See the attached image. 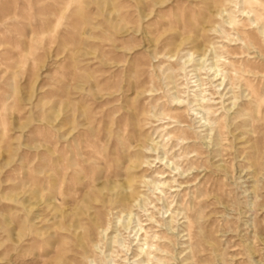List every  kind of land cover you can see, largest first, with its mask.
Here are the masks:
<instances>
[{
  "label": "rangeland",
  "instance_id": "1",
  "mask_svg": "<svg viewBox=\"0 0 264 264\" xmlns=\"http://www.w3.org/2000/svg\"><path fill=\"white\" fill-rule=\"evenodd\" d=\"M123 256L264 264V0H0V264Z\"/></svg>",
  "mask_w": 264,
  "mask_h": 264
},
{
  "label": "bare ground",
  "instance_id": "2",
  "mask_svg": "<svg viewBox=\"0 0 264 264\" xmlns=\"http://www.w3.org/2000/svg\"><path fill=\"white\" fill-rule=\"evenodd\" d=\"M208 70H209V74H211L212 79H216L217 77H218L217 79H220V77L222 75L220 73V70H218L217 68H214L213 66H209ZM203 99L204 98L201 97V98H197L196 100H200L201 104H202V103H204ZM182 144H183V142H182ZM166 162H164V165H166ZM128 187L129 186H127V188ZM115 188L116 187L114 185V186H111L110 189L113 190ZM156 189H158V188L156 187ZM160 192H162V191H159L158 193L153 192L156 195V198L158 200L162 199L161 196L157 195ZM138 197L139 196H138L137 191L135 192V190H130L127 194L121 195V197H120L121 199L118 200L120 202V205H121L119 207L120 208L121 207L126 208L127 214L131 215L132 212H130V207L133 204V202H135L137 200ZM144 211H147V209H144ZM152 217H153V215H152V213H150L148 215L149 220H151ZM130 220L131 219H129V221L126 224V229L129 230L128 233L131 234V236L130 235L128 236L129 245L128 246L124 245V247H125V254L127 251H129V254H132V257L134 259L133 262H137L139 259H144V258L149 260L150 259L149 257L151 256V253L154 250H161V252H165V254H168V242L165 241V240H167L166 238H168V234L165 231L160 232V234H158V232H154L153 234H150L149 230H147L146 228H144L140 225L141 223L139 224V226H137V228L130 227L129 226ZM154 221L157 222L159 220L156 219ZM100 224H101L100 222H97V226H99ZM147 225H150V224H147ZM149 240H151V242L154 241L155 243L154 244L148 243ZM153 245L155 246V249L151 251V248L153 247ZM156 254H154L152 256V258H157L159 261L164 260V258H162L160 255L156 256ZM125 258H127V257L123 256L122 262H124V264H128L129 259L125 260ZM165 262L166 261H163L162 264H166Z\"/></svg>",
  "mask_w": 264,
  "mask_h": 264
}]
</instances>
